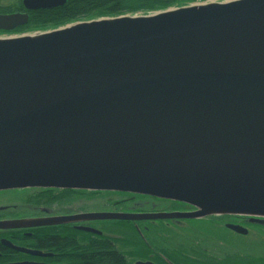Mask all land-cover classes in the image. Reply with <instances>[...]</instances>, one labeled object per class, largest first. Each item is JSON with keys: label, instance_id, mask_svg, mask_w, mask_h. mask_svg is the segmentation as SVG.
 Here are the masks:
<instances>
[{"label": "water", "instance_id": "1", "mask_svg": "<svg viewBox=\"0 0 264 264\" xmlns=\"http://www.w3.org/2000/svg\"><path fill=\"white\" fill-rule=\"evenodd\" d=\"M65 2L21 4L32 12ZM27 22L26 13L0 14V32ZM29 189L131 194L196 210L84 219L264 223V0L0 39V192Z\"/></svg>", "mask_w": 264, "mask_h": 264}, {"label": "flooded vegetation", "instance_id": "2", "mask_svg": "<svg viewBox=\"0 0 264 264\" xmlns=\"http://www.w3.org/2000/svg\"><path fill=\"white\" fill-rule=\"evenodd\" d=\"M87 193L88 196L84 199L86 202L89 200L93 203L104 202L109 197L119 198V201L111 202L113 208L108 211L105 209L87 211L82 208L74 209L73 205L79 199H73V194H70L68 195V200L57 202L59 205L58 209L56 207L48 209L44 206L39 208L37 205L40 202L41 205L44 204L42 200L45 203L52 201L48 199V194L42 193L38 198H33V202L31 201L36 207H29L28 203L20 207L13 204L0 206V222L21 223L18 227L0 229V264H84L76 259V255L81 253L80 250L76 249L87 247L89 242L105 244L110 248L111 252L118 256L121 255L123 264H264V257L262 256L247 258L240 256L234 257V260H232L231 250L226 240H220L221 238L217 239L215 237L216 235L224 237L225 233L241 237L247 236V228L257 227L260 223L263 225L261 227L264 228L263 220H251L243 216H208L197 219L172 218L141 221L84 219L83 216L101 213L190 214L196 211L185 204L144 196L109 192ZM0 194L2 195V193ZM79 194L75 193L80 198ZM43 197L48 198L45 199ZM32 204L31 206H33ZM62 220L66 221L61 223ZM206 221L211 223L214 229L218 228V230L213 232V238L217 239V241L214 240V242H208V244L198 240L192 244L182 242L183 233L197 232L191 226V223ZM121 223L126 224L124 226L128 234L134 236L137 232H141L142 235L145 234L150 239L143 242L120 241L122 238L120 231L124 230ZM228 225L239 226L246 230V234H237L229 230L227 228ZM156 227H159V229ZM81 228H90L100 232V235L85 232ZM66 233L73 237L76 248L55 246V238L68 239ZM162 233L170 234V238L165 237L167 239L160 240L159 237Z\"/></svg>", "mask_w": 264, "mask_h": 264}, {"label": "trees", "instance_id": "3", "mask_svg": "<svg viewBox=\"0 0 264 264\" xmlns=\"http://www.w3.org/2000/svg\"><path fill=\"white\" fill-rule=\"evenodd\" d=\"M18 1V5L12 11H14L15 13L23 12L28 14V22L26 25L18 27L17 29L9 33L22 34L45 32L84 20H94L102 17L134 15L138 13L145 15L153 12L165 11L181 3H194L208 0H66L65 4L62 7L50 10H38L33 12L25 11L21 4L22 0ZM8 12L11 11L0 8V14H9ZM53 191L57 190H42L43 193H49ZM59 192L63 195L81 193L71 190ZM39 204L41 205V202ZM121 224H123L124 230L122 229L120 231V235L122 237L120 241L131 240L136 242H143L150 239L144 233V235H142L141 232H137L134 236L128 234L126 232L127 229L124 226L126 224ZM66 237H68V239L66 240L55 238V246H60L61 248L67 246L68 248H76L73 242V237L69 236V234L67 233ZM76 250L81 251L80 254L76 255V259L84 264H123L121 255L118 256L111 252L110 248L105 244H93L89 242V245L87 247L77 248Z\"/></svg>", "mask_w": 264, "mask_h": 264}, {"label": "rangeland", "instance_id": "4", "mask_svg": "<svg viewBox=\"0 0 264 264\" xmlns=\"http://www.w3.org/2000/svg\"><path fill=\"white\" fill-rule=\"evenodd\" d=\"M221 1H226V0H208V1H201V2H194V3H181V4H178L176 6L171 7L169 9H176V8H180V7L190 6V5H198V4H205V3H210V2H221ZM18 2H19L18 0H0V8L9 10L11 12H8V13L12 14V13H15L12 10L15 9V7L18 5ZM153 13H155V12H153ZM149 14H151V13H149ZM135 15L136 16H139V15L145 16L147 14L144 15V14L138 13V14H134V15H122V16H135ZM118 17H120V16H118ZM103 18H115V17H102V18H98V19H103ZM94 20H97V19H94ZM89 21H92V20H84V21H79V22H75L72 24L81 23V22H89ZM72 24H68V25H72ZM68 25H65V26H68ZM65 26H63V27H65ZM63 27H59L57 29H60ZM57 29H54V30H57ZM49 31H53V30H49ZM45 32H48V31H45ZM37 33H44V32H33V33H22V34L0 33V39H7L10 37H19L22 35H31V34H37ZM0 193H2V195L0 194V206H10L13 204L14 206L20 207V206H24V204L28 203L30 205L29 207H36V205L32 204L33 198H35V199L38 198V196H40L43 192H42V190H29V191L15 190V191H6V192H0ZM3 193H5V194H3ZM46 194L49 195V198L48 197H43V198H45V199L48 198V199H51L52 201H49L48 203L47 202L45 203L44 201H42V203H44V204L43 205L39 204V205H37V207L42 208L44 206V207H47L48 209L56 207L58 209L59 205L57 204V202H63V201H66L69 199L68 194L63 195L59 191H53V192H49ZM79 195H80V198H79V196H76L75 194H73V199H79V201L75 202V204L73 205L74 209H76V208L81 209L82 208V209H86L87 211L94 210V209H99V210L105 209L108 211V210L113 208L111 205V202H113L115 200L119 201V198L109 197L104 202L100 201L97 203L96 202L93 203V202H90V200L86 202V201H84V199H85V197L88 196V193L87 192H81ZM139 200H141V199H139ZM31 204L33 206H31ZM53 204H55V205H53ZM21 208H23V207H21ZM191 226L193 228H195L194 230L197 232L189 233V234L183 233L182 242H184V243L192 244V243H196L198 240L199 242H203V243L208 244V242L212 243V242H214V240L217 241V239L221 238L220 240H223V239L226 240V243H227L229 249L231 250V256L233 257L232 260H234V257H240V256H243L246 258L247 257H261V256L264 257V228L261 227V226H263L262 223H260V225L257 227L247 228V230H248L247 236L241 237V236H237L235 234L225 233L224 237L223 236L219 237L218 235H216L215 237H217V239L213 238V232L218 230V228L214 229L211 226V223H209L208 221H206V222H194V223H191ZM156 228L159 229V227H156ZM165 237L170 238V234L162 233L159 238H160V240H165V239H167ZM158 243H160V242L158 241Z\"/></svg>", "mask_w": 264, "mask_h": 264}]
</instances>
